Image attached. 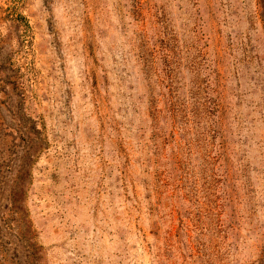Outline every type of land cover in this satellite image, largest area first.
Here are the masks:
<instances>
[{"label":"rangeland","instance_id":"374dc122","mask_svg":"<svg viewBox=\"0 0 264 264\" xmlns=\"http://www.w3.org/2000/svg\"><path fill=\"white\" fill-rule=\"evenodd\" d=\"M0 264H264L260 0H0Z\"/></svg>","mask_w":264,"mask_h":264},{"label":"trees","instance_id":"16d2710c","mask_svg":"<svg viewBox=\"0 0 264 264\" xmlns=\"http://www.w3.org/2000/svg\"><path fill=\"white\" fill-rule=\"evenodd\" d=\"M264 12V0H260Z\"/></svg>","mask_w":264,"mask_h":264}]
</instances>
